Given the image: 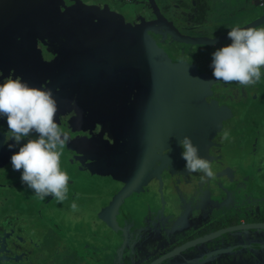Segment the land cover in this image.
Listing matches in <instances>:
<instances>
[{
  "label": "flooded vegetation",
  "instance_id": "1",
  "mask_svg": "<svg viewBox=\"0 0 264 264\" xmlns=\"http://www.w3.org/2000/svg\"><path fill=\"white\" fill-rule=\"evenodd\" d=\"M203 1L0 0V82L20 77L30 86L53 91L58 103L55 119L69 136L66 145L59 149L61 170L69 177L68 187L74 181L72 175L82 173L83 158L85 161L91 159L90 163L100 161L101 165L104 161V165L114 171L136 175V172H132L135 168L139 169L137 174H145L144 188L140 185L134 188L139 192L138 197L142 195L140 203L130 200L128 204L126 195L134 192L120 188L117 183L109 187L99 185L101 195L97 196H104L106 200L105 208L98 215L107 218L104 224L110 229L112 239L118 233L119 243L113 248L115 244L109 235L95 236L96 242L101 236L108 239L103 248L102 245H94L95 250L87 257L90 264H101V249L102 256L108 254L104 257L105 263L109 260V264H112L111 254L116 255L121 248L120 238L124 237L127 243L122 248L119 264H150L160 256L198 239V236L227 226L264 222V200H256L258 204L254 205L247 203L248 198L262 199L264 195V161H255L252 171L247 164V155L262 148L260 139L262 135L264 137V106H260L264 101V67L261 68V79L255 85L243 86L237 82L216 80L212 75V53L230 44V39L211 45L193 43L197 39L225 36L236 26L246 28L256 23L264 18V0ZM202 4L208 8L204 10ZM225 14V18H219ZM202 15L203 19L198 20V16ZM263 24L264 21L254 27L264 28ZM202 30L203 35L199 33ZM121 37L127 39L129 45L135 44V41L150 45L153 53H156V64L145 81H141V75L131 67L120 69L116 65H109L105 46L118 44ZM198 59L202 61L200 64ZM167 63L177 69L169 70L165 67ZM187 66L190 68L183 71L182 68ZM153 78L164 82L168 94L166 101L173 109L171 120L168 117L164 119V122L171 123L165 135H158L154 130L145 134L141 120L137 118L143 113L148 96L153 98L152 94L149 95L150 89H153L147 87ZM145 85L147 92L144 93ZM190 108L193 114L198 112L203 116H199L198 127L189 130L190 126L185 127L187 122L183 120V114ZM225 131L229 136L222 139ZM10 135L6 118L0 116V152L7 161H10L13 152L19 150V145L8 138ZM186 135L197 144L198 149L206 152V159L216 160L211 162L212 171L220 172L211 178L206 177V182V178H201L199 181L204 182L202 185L198 184V173H195L191 192L187 191L189 183L184 184L185 179L179 174L180 171L173 173L165 164L174 159L184 166L179 140ZM78 136L84 137L87 142L95 139L96 146L92 153H87L82 145H73V140ZM25 142L22 140L21 144ZM9 145L14 146L10 148ZM136 145L144 148L147 154V163L141 167L142 163L135 159L137 154L133 147ZM83 153L87 156H82ZM243 157L244 160L240 162L243 173L234 164L225 162V159ZM221 162L222 166L218 164ZM223 171L228 173L224 174ZM156 173L162 179L172 175V182L166 186V190L158 187V198L156 196L155 199L153 196L157 193L152 192L147 183L157 181L154 177ZM250 173H255L260 180L249 177ZM238 182L240 184L237 186ZM229 184V190L241 189L239 195L242 194V197H235L233 203H229L228 210H222L217 205ZM10 187L0 181V221L5 219L6 212L15 214L12 225L5 223L0 231V241L5 237L9 241L5 243L11 246L10 257L12 252L18 250L35 264H50V261H35L34 255L23 250L28 251L32 236L37 238L39 234L38 237L43 238L44 234L52 232L49 224L54 223V212H49L43 218L36 212L28 216L32 220L20 223V217H24L25 221V210L19 213L14 201L8 203L6 193ZM200 190L208 192L210 202L198 204ZM73 194L77 192L70 189V195ZM33 196L38 197L35 193ZM161 197H164L162 203L157 200ZM49 201L48 198L46 205L42 203V208H48ZM241 205L243 213L235 215L234 208ZM245 209L248 211L244 215ZM249 212L254 214L250 215ZM212 213L217 216L231 213V216L215 219ZM208 214L210 216L206 217ZM35 217H39L37 222H34ZM42 220L47 224V231L39 228L41 223L45 224ZM205 221L207 225L201 228ZM88 228L84 222L80 230ZM69 231L71 239L78 242L87 237L83 233H79L83 236L78 235L75 230ZM239 231L212 240L206 253L214 248L220 252L223 246L245 245L220 257L228 258L227 263L264 264V230ZM21 233L29 240L21 239ZM9 239L15 243L12 244ZM248 255L261 257L249 259ZM199 257L197 245L182 248L178 254L157 264H198ZM37 258L41 259V254Z\"/></svg>",
  "mask_w": 264,
  "mask_h": 264
},
{
  "label": "rangeland",
  "instance_id": "2",
  "mask_svg": "<svg viewBox=\"0 0 264 264\" xmlns=\"http://www.w3.org/2000/svg\"><path fill=\"white\" fill-rule=\"evenodd\" d=\"M203 2H205V0ZM201 6L205 7L204 4H202ZM201 6H200V8L202 9ZM198 7H199V5H198ZM236 7H238V6H236ZM207 8L205 7L204 10H206ZM204 10H203V12H205ZM226 15L227 14H225V17H226ZM198 17H199L198 20L203 19V15L198 16ZM222 24L226 25L228 23L223 22ZM259 27H262V26H259ZM199 33L201 35H203L202 34L203 30ZM201 62L202 61H200L198 59V64H200ZM189 68H190V66L183 67L182 70L185 71L186 69H189ZM260 106H261V108L264 106V101L260 104ZM184 114H183V120L185 119V121L187 122L185 124V127L188 128V126H190L189 130L192 127H194V128L198 127V122H200L198 112L193 114V110L191 112V108H190ZM207 119H208V117L203 119V120L206 121ZM87 123H89V121ZM214 123L215 122L213 121V124ZM91 125H93L92 121H91ZM263 138L264 137L262 135L260 142H261V145L263 147V150L260 151V156L257 159L258 162L264 161V139ZM91 139H92V142H90V141L87 142V140L84 137L81 138V136H78V137H76V139L73 140L72 143H73V145H75V144L76 145H82V147L87 151V153H92V151L94 150L93 147L96 146V143H95V139L94 140H93V138H91ZM195 145H197V144H195ZM85 154L82 156H87ZM247 156L250 157L249 154ZM4 157L5 156H1V152H0V181L5 182L7 185H11V187L8 188V192L6 193V198L9 201L8 203L12 204V202L14 201L16 203V205L18 206L17 211L19 213L21 211L25 210L24 211L26 214L25 221H24V217H20V218H18V220H20V223L23 222V224H24V223H27L28 221L32 220L28 216L29 215L32 216L33 214H36V212H38V215L41 216L42 218L45 217V215L48 214L49 212H51V211L54 212V218H53L54 223L49 224L50 228H52V232L44 234L43 238L38 237V236H40L39 234H37V238H35L34 236H32V238H31L29 236L32 239L33 243L31 242L29 244V247L27 249L28 251H26V249L23 250L24 253L29 252L31 255H34V260L36 261L38 259L37 262H40V263H41V261H42V263L50 261V264H81L84 262L86 264H90L91 262H90V260H87V257L92 254L93 250H95L94 245H98V246L102 245V248H103V246L106 245V241H105V239H103L102 236L103 235H109V237H111V232L109 233L110 229L108 228V226H106L104 224V222L107 218L105 216L101 217L98 215V213L101 212L100 210H103L105 208L103 205H104V202L106 200L104 198V196L103 197L97 196V195H101V193H100L101 190H99V185L101 187H104V186L109 187L113 183H117L120 188H123L127 191L134 192V193H131L130 195H126L125 201L128 204L131 203L130 200H135V201H138L140 203V200L142 198V195H140L139 197L137 196V195H139V192L137 190H135L133 187H137V185L135 184V182L137 181L139 183V185L142 186V188H144L145 174H140V175L136 176V175L125 173L124 171H114V170L110 169L109 167L105 166L104 161H102V165H101L100 161L94 162V160H93L91 162L93 165H91V163H90L91 159H90V161L89 160L85 161V159L83 158V159H81L82 173H77V174L72 175V177H74V181L71 182L69 187H68L67 198L62 203H58L56 201V199H54L51 195L46 197L44 200H41L39 197L35 198L33 196V194H34L33 190L28 188L26 184L22 183L21 172L13 170L12 165H11V161H7L6 158H4ZM179 162L177 160L173 159V160L167 161L165 164L173 173L180 171L179 174H182V176H184L183 178L185 179L184 184L187 185L189 183V188L187 191L191 192L192 191L191 185L193 182L192 178H194L195 173H188L185 170L184 166H182V164H180ZM85 163H88V164H85ZM185 163L186 162H184V165H185ZM101 166H102V168H101ZM176 174H174V176ZM154 177L157 179V181L150 180V182H148L147 184L150 187V190L152 192L155 191L157 193L156 195H154L152 193V195H154L153 197L156 199V196L158 195L159 189L161 188L162 190L163 189L166 190V186L170 182H172V181H170V180H172V175H169V177H165L164 178L165 180L162 179V176H159L158 173H156V175ZM201 178H202V173H198V184L199 185L204 184V182L199 181ZM206 180H207V178L205 179V182H206ZM163 182H164V184H163ZM198 184H196V185H198ZM199 185H198V188H200ZM158 187H160V188H158ZM70 189H72L74 192H77V194H73V196H71L70 195ZM198 193H199L198 194V204L204 205V204L210 202L209 195H208L207 191H205V190L201 191L200 190V192H198ZM223 196L226 197L225 194ZM262 196H263L262 199H250L247 203L249 205L258 204L256 202V200H259V201L264 200V195H262ZM48 198L50 199L49 203L47 202V206H49V207L46 208V206H45L42 208V203H45V205H46L45 201H47ZM157 198H158V196H157ZM163 199H164V197H163ZM163 199L161 197L157 200H159L162 203ZM71 201H72V203H70ZM8 203H6V206L8 205ZM73 203H75L77 205V209L75 211L71 208V205ZM262 204H264V203H262ZM40 208H42V209H40ZM10 209H12V208H8V209L4 208V210H10ZM241 209H242V205L235 207L233 211L235 213L236 212L243 213V211ZM247 211H248L247 209L244 210V215L246 214ZM203 213L205 214L204 210H203ZM212 214H213L215 219H217L219 217L221 219H222V217L228 218L231 216V213H229V214L224 213L223 215H218V216L216 215V213H212ZM249 214L253 215L254 213L249 212ZM14 215L12 213H9V212L5 213V216H4L5 219L4 220L1 219V221H0V231H2L4 229L5 223L6 224L9 223L10 225H12V220L15 219V218L13 219ZM208 216H210V214H208L206 217H208ZM38 218L35 217L34 222H37V220H39ZM236 218H238V217H234V219H236ZM42 221L44 222V220H42ZM207 221H205V223L203 224V226L201 228H203L204 226L207 225ZM2 222H3V224H2ZM84 222L87 223V227H89V228L86 230L83 229L85 231H82V229L80 230V228L83 226ZM46 225H47L46 223L45 224L41 223V226L40 227L38 226V227L41 229V228H45ZM69 229L71 231L75 230V232H78V235H81V236H83V234H85L87 237H85L84 240H82L80 242H78V240H76V239H71L70 235L68 234L70 232ZM45 230L47 231L48 228H45ZM257 231L260 232V229H257ZM27 232L28 231H26V233ZM236 232H240V231H236ZM236 232H232V233H236ZM22 233H21V239L26 238V236H24V234H22ZM79 233H83V234H79ZM100 234H102V236H101L100 240H98V242H96L95 236L100 235ZM117 235H118V233H117ZM117 235L115 234L113 236V239L111 237V239L114 241L115 248H116V243H119ZM74 236H76V233L74 234ZM5 239H6V237L0 241V264H30V263L35 264L33 260L26 258L25 255L20 253V251H18V250H16L15 252H12V257H10L12 249H11L10 245H8V246L6 245L5 242H7V241ZM26 239L29 240V238H26ZM9 240L12 242V244L15 243V241H13V239H9ZM7 243H9V241ZM71 245H73V246H71ZM7 253H8V255H6ZM40 254H41V259L37 258L38 255H40ZM100 254H101L100 255V257H101L102 251L100 252ZM42 255H44L45 257L42 258ZM260 257H261V255L258 256V258L254 255H251V256L248 255L249 259L250 258H256V260H257V259H260ZM212 258L213 257H211V259ZM81 259H82V261H81ZM229 259L235 260V258L233 259L231 257H229ZM200 261L201 260H199V258H198V261H197L198 264H202ZM228 261H229L228 258H224V259L219 258L213 262H208V263H204V264H236L235 262L227 263Z\"/></svg>",
  "mask_w": 264,
  "mask_h": 264
},
{
  "label": "clouds",
  "instance_id": "3",
  "mask_svg": "<svg viewBox=\"0 0 264 264\" xmlns=\"http://www.w3.org/2000/svg\"><path fill=\"white\" fill-rule=\"evenodd\" d=\"M231 43L212 53V75L225 83L255 85L264 67V28L236 26L227 32ZM58 103L49 88L30 86L20 77L0 82V116L5 117L11 138L19 150L10 157L13 170L21 172V181L41 199L51 195L58 203L67 198L69 177L60 167L62 149L69 140L55 117ZM225 131L222 139H227ZM34 137V138H32ZM22 140H26L21 144ZM182 159L188 173H214L208 159L189 136L179 140ZM14 145H9L13 147ZM71 208L75 211L77 205Z\"/></svg>",
  "mask_w": 264,
  "mask_h": 264
},
{
  "label": "water",
  "instance_id": "4",
  "mask_svg": "<svg viewBox=\"0 0 264 264\" xmlns=\"http://www.w3.org/2000/svg\"><path fill=\"white\" fill-rule=\"evenodd\" d=\"M2 5H0L1 8ZM154 6V5H153ZM25 11V10H24ZM1 12V10H0ZM264 21V18L260 19L259 21H257L256 23H252L249 26H255L261 22ZM228 36H221V37H217V38H213V39H197V40H193V43H198V44H202V45H211V44H216L218 42H222L223 40L227 39ZM185 39V38H184ZM188 40V39H185ZM190 41V40H188ZM113 43V41H111ZM118 43V42H117ZM115 44V43H114ZM106 49V53H108L107 58L109 60V65H113V66H117L120 69H124V68H133L135 69L141 76H140V80H144L145 77L147 76H151V68H153V66L156 64V53H153L152 51V47H150V45L148 46L147 44L135 41V44L129 45V41L127 39L124 38H119V43L115 44V45H106L105 46ZM165 67H168L169 70H176L177 68L174 67V65L172 64L171 66L165 65ZM174 68V69H173ZM154 71V70H153ZM156 74H158V71L156 72ZM154 79V80H153ZM151 79V82H149L150 84H147V87L150 86L149 88H152L153 90L149 92V95L152 94L153 98H151V96H148V101H147V105L144 106V111L142 114H139V116L137 118H139L140 121V125L141 128L144 130V133L146 134L148 131H156L155 133H157L158 135H161L162 133L165 135V130L166 128H170V124H168V122H164V119H166L168 117L169 120H171V116L173 114V109L172 106L170 105V103H168L166 101V97L168 96V94L165 92L166 90L164 89L165 84L162 81H156V78ZM145 81V80H144ZM204 81V80H203ZM203 83V82H202ZM204 85L207 86L206 82L204 81ZM143 92H147L146 91V85L143 89ZM151 98V99H150ZM168 105V107H167ZM166 107V108H165ZM198 115L201 117L202 114L198 113ZM154 133V134H155ZM150 134V133H149ZM136 145L135 147H133V149L136 151L135 155V159L137 161H140L142 164L139 166H144L147 163L146 160V156L147 154L144 151V148H139V146ZM263 150V147L261 149H259L257 152H254L253 154L250 155V157H247L248 159V167L251 168V171L255 168V161H257V159L260 156V151ZM204 150H200L199 149V154L200 156H203L205 158H208L206 156V152H203ZM211 162H215L216 160L213 159L211 161V158L208 159ZM227 161H225L226 163H232L235 166H237L240 171L242 172V163L240 164V162H242L244 160V157L241 159H225ZM220 166H222V162L221 164L218 163ZM139 171L135 170V168H133V173L136 172V176H138L139 174H137ZM214 175H218L220 174V172H216L213 171ZM223 173H228L227 171H223ZM243 173V172H242ZM230 174V173H229ZM232 175V174H231ZM233 176V175H232ZM249 177H256L257 180H260L255 173H250L248 174ZM218 177V176H217ZM257 182V181H256ZM135 184L138 186L139 183L136 181ZM240 184V182L237 183V186ZM263 184V183H262ZM136 188V187H133ZM230 189V184L229 186H227V191H226V197L222 196V201L219 203V205H217V207L219 209L222 210H228L227 207L229 205V203H233V199L235 197H242V194H240L241 189H238L233 191V190H229ZM250 200V198H248V201ZM239 213L236 212L235 215H238ZM251 215V214H250ZM241 229H250L252 231L257 229H260V232L264 230V222H259V223H248V224H238V225H232V226H227L225 228L222 229H218L216 231H212L210 233H207L205 235H201L198 236V239H194L192 241L187 242L186 244H184L183 246L176 248L175 250H172L171 252H169L168 254H165L163 256H160L158 259L154 260L153 262H151L150 264H157L159 262H161L162 260H164L165 258H170L171 256H174L175 254H178L180 249L182 250V248H192L198 245V252L200 253V257L199 260H201L200 262L202 264L204 263H208V262H213L214 260H217L219 258H221L220 256H224L227 255V253L229 252H233L234 249L236 248H240V247H245V245H236V246H223L220 248V252L216 251L218 250V248H214V250H212L211 252H209L208 254L206 253V249L209 248L210 244H212V240L214 239H218L220 236H223L227 233L230 232H234V231H239ZM101 233V232H100ZM263 233H260V235H262ZM106 236V235H105ZM104 239V238H103ZM108 238H105V241H107ZM121 239V248L118 250V252L116 253V255L114 256L113 254H111L110 260H112V264H119L120 263V259L122 257V253H123V247L126 245L127 243V238H120ZM220 242V240H219ZM131 248L133 247V245H130ZM113 247V245H112ZM115 248V246L113 247ZM103 251V249H101ZM106 249H104V252ZM114 250V249H113ZM185 250V249H184ZM108 254L104 253L103 256L100 257V262L101 264H109V260H107V263H105L104 261V257H106ZM213 257L211 259V257ZM104 261V263H103Z\"/></svg>",
  "mask_w": 264,
  "mask_h": 264
},
{
  "label": "crops",
  "instance_id": "5",
  "mask_svg": "<svg viewBox=\"0 0 264 264\" xmlns=\"http://www.w3.org/2000/svg\"><path fill=\"white\" fill-rule=\"evenodd\" d=\"M222 14V13H221ZM223 17L225 18V16L224 15H221V16H219V18H221V19H223ZM222 28H224V26L222 27ZM129 262V259L127 260V262L126 263H128Z\"/></svg>",
  "mask_w": 264,
  "mask_h": 264
}]
</instances>
